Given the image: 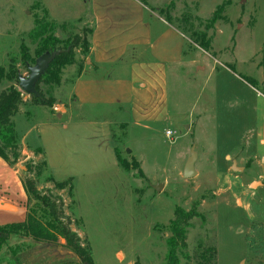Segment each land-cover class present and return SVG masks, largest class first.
<instances>
[{"label":"rangeland","instance_id":"1","mask_svg":"<svg viewBox=\"0 0 264 264\" xmlns=\"http://www.w3.org/2000/svg\"><path fill=\"white\" fill-rule=\"evenodd\" d=\"M139 1L147 19L161 27V22L172 25L185 37L178 35L184 45L182 61L168 65V119L146 129L132 123L127 110L92 106L88 111L99 122L110 123L97 129V152L85 148L82 128H69L79 139L65 138L61 132L63 156L59 147L48 148L51 174L57 181L77 172V162L97 158L95 173L73 178L71 204L68 186L57 190L51 178L18 169L26 173L25 179L36 181L39 193L57 198L65 215L62 221H70L71 229L79 233L94 264H165L170 223L178 208L199 215L191 221L180 264H264V0ZM40 2L0 0V66L8 71L14 64L19 75L28 78L29 70L20 60L23 43L36 60L40 42L50 34L62 42L60 49L71 45L74 59L40 84L45 97L60 105L69 100L71 83L84 65L91 24L88 17L57 24ZM12 85L21 91L15 81L5 78L0 93ZM22 97L21 106L29 104L24 108L31 122H68V116L59 119L50 107L35 106L32 96ZM21 117L16 124L19 134H25L29 125L21 124ZM122 123L127 125L121 127ZM34 139L31 136L28 143ZM193 147L198 175L187 180L183 171ZM116 148L131 165L130 171L116 165ZM234 160L243 172L232 170ZM42 161L22 165L35 167ZM253 181L259 184L252 187ZM157 184L163 185L160 193L153 188ZM36 205L32 199L29 209ZM65 244L61 240L51 246L20 236L9 242L24 253L26 264L73 261L75 256Z\"/></svg>","mask_w":264,"mask_h":264},{"label":"crops","instance_id":"2","mask_svg":"<svg viewBox=\"0 0 264 264\" xmlns=\"http://www.w3.org/2000/svg\"><path fill=\"white\" fill-rule=\"evenodd\" d=\"M40 4L49 19L57 24H71L88 17L93 31L90 50L71 83L69 100L50 108L59 119L68 116L67 123L31 122L30 114L24 108L29 104L20 106L14 117L20 158L12 164L0 157V226L24 223L27 219L29 196L25 189L26 173H20L18 169L26 170L22 164L43 160L47 166L44 177L61 183L51 174L48 161V148L52 145L59 147L62 155L61 132L65 138L71 135L72 139H79L69 132V128H82L86 133L85 148L97 152V129L99 125L105 128L110 123L105 120L99 122V118L88 111L90 107L104 105L116 107L120 112L127 110L129 120L146 129L168 119V65L182 61L184 45L179 42L178 35L185 39L184 35L172 25L161 22V27L160 22L147 19L146 8L139 0H41ZM55 107H58V112L54 111ZM20 114L24 116L19 119L23 120L20 123L29 125L26 133L21 135L16 124ZM124 125L127 124L122 123L121 127ZM33 135L35 143L29 144L28 140ZM39 150L42 153H37ZM113 151L116 165L121 167L117 159V151L120 153L121 150L116 148ZM248 158L262 165L257 156L250 155ZM234 161L237 163V160ZM96 167L95 157L92 161L77 162V172L67 174L68 180L64 182L69 183L67 196L70 204L73 178L95 173ZM68 213L75 221L69 209Z\"/></svg>","mask_w":264,"mask_h":264},{"label":"trees","instance_id":"3","mask_svg":"<svg viewBox=\"0 0 264 264\" xmlns=\"http://www.w3.org/2000/svg\"><path fill=\"white\" fill-rule=\"evenodd\" d=\"M217 19L214 18V21ZM92 35V29L89 31ZM78 39L75 40V44ZM62 43L55 35L46 36L39 44L36 52V57H41L43 54L52 53L56 50H61L62 53L57 56L50 64L49 69L43 75L36 86L39 97L32 96V103L35 105H44L53 108L54 103L47 99L40 88V84L50 78L56 72H60L62 68L68 65L74 59V47L66 44L63 49H60L59 44ZM90 50V39L87 42L86 57ZM21 63L27 69L30 63H35L36 59H32L29 49L26 44L21 45ZM19 70L12 64L7 71L5 67L0 66V81L8 78L10 81H15L19 85ZM23 103L21 91L12 85L7 90L0 93V157L8 163H17L20 158L19 142L15 125L14 117L19 112L20 106ZM42 153L41 150L37 153ZM12 157H10V154ZM13 159V161H11ZM117 159L119 165L127 171H130L131 165L121 157L117 151ZM136 166L138 162L135 160ZM27 172L31 176L41 177L47 170L46 162L35 167H26ZM53 180V179H51ZM69 186L68 182L57 183V190H63ZM25 189L29 196V203L35 199L37 205L33 209H29L27 219L24 223L11 224L0 226V264H26L27 259H23L24 253L17 251L9 246V242L13 237L20 236L30 238L36 243H46L51 246L60 245L61 240H65V248L70 251V254L75 256L71 260H55L49 264H94L90 248L81 243V239L76 232L70 227V221L64 223V211L57 204V198L52 196L42 195L38 191V186L35 180L27 177L25 179ZM198 213L195 211L185 212L178 208L175 212V219L170 223L171 237L167 239L168 251L166 254L165 264H180V256L184 255V250L187 249V237L191 228V221L196 218ZM212 256V255H211ZM21 258V259H19Z\"/></svg>","mask_w":264,"mask_h":264},{"label":"water","instance_id":"4","mask_svg":"<svg viewBox=\"0 0 264 264\" xmlns=\"http://www.w3.org/2000/svg\"><path fill=\"white\" fill-rule=\"evenodd\" d=\"M244 1V0H243ZM62 53L61 50H56L52 53H46L43 54L41 57H39L36 62L35 65L32 67H29V77L25 78L22 75H19L18 80H19V89L21 91H23L27 96H35V97H39V93L36 90V86L38 84V82L40 81V79L43 77V75L47 72V70L50 67V64L52 63V61L59 56ZM198 155L197 152L195 150V148H192V153L190 158L188 159L186 166L184 168L183 171V178L187 179V180H191L194 179L195 177H197L198 173L195 170V163L197 161ZM232 170L235 172H243V168H239L237 167V163L234 162L233 166H232ZM259 183L254 182L252 184V187L257 186ZM154 190L158 193H160L163 189V185L162 184H157L155 186H153Z\"/></svg>","mask_w":264,"mask_h":264},{"label":"built area","instance_id":"5","mask_svg":"<svg viewBox=\"0 0 264 264\" xmlns=\"http://www.w3.org/2000/svg\"><path fill=\"white\" fill-rule=\"evenodd\" d=\"M22 92H23V91H22ZM23 93H24V92H23ZM24 94H25V93H24ZM24 94H22V96H24ZM25 95H26V94H25ZM26 96H27V95H26ZM23 98H24V97H23ZM26 98H29V96H27ZM26 98H25V99H26ZM25 99H24V100H25ZM54 110L57 112L59 109H58V107H55ZM172 135H173V133H172L171 131H168V132H167V136H168L169 138H171Z\"/></svg>","mask_w":264,"mask_h":264}]
</instances>
